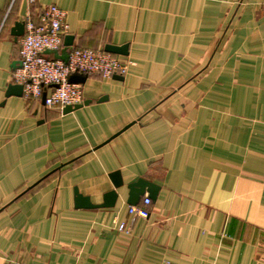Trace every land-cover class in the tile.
<instances>
[{"label": "crops", "instance_id": "0c3cea01", "mask_svg": "<svg viewBox=\"0 0 264 264\" xmlns=\"http://www.w3.org/2000/svg\"><path fill=\"white\" fill-rule=\"evenodd\" d=\"M51 3L72 46H128L68 113L7 96L12 27ZM140 177L160 186L147 218ZM75 187L118 199L77 208ZM0 264H264V0H0Z\"/></svg>", "mask_w": 264, "mask_h": 264}, {"label": "built area", "instance_id": "2783aa9c", "mask_svg": "<svg viewBox=\"0 0 264 264\" xmlns=\"http://www.w3.org/2000/svg\"><path fill=\"white\" fill-rule=\"evenodd\" d=\"M34 2L30 0L31 5ZM66 17V10L51 3L43 6L40 14L35 15L31 10L24 18L25 33L20 39L19 51L21 65L14 70L13 79L23 85L26 99L40 100L46 87L47 108L62 109L66 105L83 102V86L69 80L72 73H98L103 77H111L115 73L125 74L128 70V63L122 62L117 54L104 48L71 46L68 49V61L46 54L47 50L61 51L64 48V39L69 30ZM150 203L151 198L145 195L141 203L129 205L128 212L132 217L147 218L150 215ZM116 223L120 232L127 235L131 233L127 221Z\"/></svg>", "mask_w": 264, "mask_h": 264}, {"label": "water", "instance_id": "95a60500", "mask_svg": "<svg viewBox=\"0 0 264 264\" xmlns=\"http://www.w3.org/2000/svg\"><path fill=\"white\" fill-rule=\"evenodd\" d=\"M25 33V21H16L14 26L12 27V34L18 39V37L22 36ZM73 35L67 34L64 39V48L61 51L57 50H47L46 54H53L55 58H60L64 61H68L69 58V47L73 45ZM105 50L115 53V54H127L128 46L127 45H113L107 44L105 46ZM21 65V63H20ZM19 65V66H20ZM69 80L71 82L83 84L87 80V74L81 72H75L70 75ZM57 86V85H51ZM23 85L19 83H11L7 88V96L10 95H23ZM47 97V88H44L42 94V102L45 104V100ZM90 100H84L81 103L75 105H66L63 108L64 113H68L74 111L78 108L83 107L84 105L88 104ZM61 168V167H59ZM110 177L115 185L116 188L123 185V179L121 176L120 171H114L110 174ZM129 188V197H128V204L129 205H137L141 197L144 196L148 192V196L152 200H156L160 191V186L149 179L140 177L135 182H132L128 185ZM74 195H75V206L77 208H103V207H113L116 204L118 199V192L117 190L113 189L108 191L104 194L103 202L99 204L92 203L91 197L88 195H84L79 191L78 187L74 188Z\"/></svg>", "mask_w": 264, "mask_h": 264}]
</instances>
